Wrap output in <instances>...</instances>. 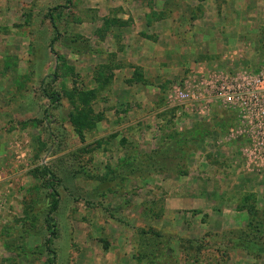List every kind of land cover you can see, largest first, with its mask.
Here are the masks:
<instances>
[{
  "label": "rangeland",
  "instance_id": "374dc122",
  "mask_svg": "<svg viewBox=\"0 0 264 264\" xmlns=\"http://www.w3.org/2000/svg\"><path fill=\"white\" fill-rule=\"evenodd\" d=\"M132 12L170 20L167 68L148 69L164 89L132 104L134 133L117 85ZM263 60L264 0H0V264H264V163L224 108L178 121L175 99ZM195 128L185 175L138 178L167 134Z\"/></svg>",
  "mask_w": 264,
  "mask_h": 264
},
{
  "label": "built area",
  "instance_id": "2783aa9c",
  "mask_svg": "<svg viewBox=\"0 0 264 264\" xmlns=\"http://www.w3.org/2000/svg\"><path fill=\"white\" fill-rule=\"evenodd\" d=\"M175 99L184 106L177 117L224 108L249 139L252 152L247 155L254 159L250 162L264 163V60L255 70H230L193 86L185 82L176 88Z\"/></svg>",
  "mask_w": 264,
  "mask_h": 264
},
{
  "label": "crops",
  "instance_id": "0c3cea01",
  "mask_svg": "<svg viewBox=\"0 0 264 264\" xmlns=\"http://www.w3.org/2000/svg\"><path fill=\"white\" fill-rule=\"evenodd\" d=\"M124 19L128 20L130 26L124 30L122 29V32L124 33L123 36H125L126 34V36L130 37L131 41H127V45L122 50V53H120L121 55L120 57H126V59H128V61L131 63L128 68L119 69L121 74L119 75V81L117 85L120 86V88H118V92H119L118 101L120 105H123L122 104L123 102H128L129 105L126 106L127 114L118 115V121H120L121 124L119 129H126V130L130 129L134 133L136 131L135 129L136 121L133 119V121H131V123L128 124L125 122V118H124L125 116H128L129 118L134 117L136 107L135 105L134 107H132L133 106L132 104H134L135 102H140V100H145L146 95L147 94L152 95V92L154 93L158 92L160 94L161 91H163L164 89V85L162 81L159 82L158 84L159 87H154L153 85L154 82L152 83L150 81L151 77H150V73L148 72V69H150L151 68L150 66L153 65H158L159 70H163V71L167 68L166 67L168 65L167 51H166L167 48L162 47L159 42H161L162 36L167 38V36L170 35V25L168 24L170 20L165 15L160 14L157 18L158 19L157 21L163 22V26L161 27L160 30H155L157 21L154 22L153 19H150L148 14H144V13L138 14L137 12H132L126 15ZM152 34H156V36L159 37L157 42H153L152 40L148 39V37H151ZM156 36L155 38H157ZM156 50H158L160 54L163 51L162 55L158 57V60L156 58L157 56H155L154 54ZM127 52H129L130 56H128ZM121 59L119 61H123ZM140 67L144 70V77L138 80L135 79L133 75L135 74L136 69ZM129 75L131 82L130 84L124 85V79ZM145 79L146 80L148 79L149 82L148 81L146 82ZM120 96H122V98ZM178 118H179L178 121L182 119L181 116H179ZM182 128L183 126L181 124V126H179V128L177 129L182 130ZM222 160H226V159H222ZM227 169L231 170L230 167H228ZM232 174L229 175V173H227L226 176L222 174V176H220L219 178H223V179H231V177L235 178L236 174L234 175ZM240 178L241 176L239 177V179ZM248 178L249 177H244L243 183L242 181L241 182L239 181V183H242L240 184L241 187L240 192H242L241 190L243 189L244 193L246 192L258 193L259 190H257L256 188H254L253 191L251 190L247 191L248 190L246 189L248 188L247 186H250V183H248V181L250 180ZM252 183H255V181L252 180ZM229 190H233L234 192H236L238 188L237 190L233 188H230Z\"/></svg>",
  "mask_w": 264,
  "mask_h": 264
},
{
  "label": "trees",
  "instance_id": "16d2710c",
  "mask_svg": "<svg viewBox=\"0 0 264 264\" xmlns=\"http://www.w3.org/2000/svg\"><path fill=\"white\" fill-rule=\"evenodd\" d=\"M227 119L230 120L229 118ZM78 122L81 126L85 125L80 118H78ZM200 135L201 132L198 128L189 133L171 131L164 137L162 146L157 151L141 158L139 168L141 167L142 169L141 172H138V178L147 180L152 175L171 173L172 169L180 175H185L187 173L184 170L186 158L189 156L190 149L195 142L199 140ZM129 162L131 161L129 160ZM134 174L137 173L134 172ZM249 213H253L252 209L249 210ZM155 235L158 238L160 237L159 233H155Z\"/></svg>",
  "mask_w": 264,
  "mask_h": 264
}]
</instances>
